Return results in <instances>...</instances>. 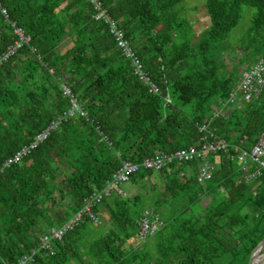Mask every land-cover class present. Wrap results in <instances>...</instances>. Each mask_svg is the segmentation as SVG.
<instances>
[{"label":"trees","instance_id":"16d2710c","mask_svg":"<svg viewBox=\"0 0 264 264\" xmlns=\"http://www.w3.org/2000/svg\"><path fill=\"white\" fill-rule=\"evenodd\" d=\"M182 1L100 0L155 94L92 20L85 0H0L7 14L0 15V54L16 40L14 28L28 37L0 64V165L68 109L60 80L84 112L63 118L0 173L1 260L14 263L36 249L38 236L66 222L122 161L193 145L204 124L227 149L208 155L203 186L194 162L139 170L123 196L111 194L93 208L97 215L105 209L103 224L83 219L51 244V254L38 250L29 264H246L264 237V171L244 182L235 155L264 129V89L216 118L210 112L238 79L239 65L224 58L242 5L255 10L244 50L264 57V0H204L208 25L197 35L181 15ZM146 207L163 225L138 242L135 220Z\"/></svg>","mask_w":264,"mask_h":264},{"label":"built area","instance_id":"2783aa9c","mask_svg":"<svg viewBox=\"0 0 264 264\" xmlns=\"http://www.w3.org/2000/svg\"><path fill=\"white\" fill-rule=\"evenodd\" d=\"M85 2L89 4L92 10V20L101 22L106 27L116 48L122 56L129 60L133 75L143 85L147 86L151 93L156 94L158 92L156 85L150 81L147 72H145L140 61L134 55L123 32L118 28L117 21L111 19L107 9L102 6L100 0H85ZM0 15L7 18L6 11L1 6ZM13 33L16 36V40L0 54V64L13 56L21 45L28 42V37L19 28H14ZM47 71L48 73L52 72L50 68ZM59 89L61 94L68 99V109L50 121L41 132L34 135L31 141L15 151L9 160L3 161L0 165V173L10 163L17 162L24 155L28 154L30 150L34 149L36 145L44 141L48 134L57 128V125L63 118L72 116L73 114L84 115L83 110L63 80L59 81ZM263 89L264 57H257L253 62L245 64L240 68L238 80L234 88L228 93V97L224 100V103H220L221 106L218 109L216 107L211 108L210 115L216 118L222 109H227L229 106L236 104L235 98H238L239 101H248L259 95ZM164 100L165 103H169L167 96ZM95 130L97 131V128ZM197 130L202 136L193 145L172 152H156L153 156L144 158L138 163L122 161L119 168L110 176V179L104 182L102 188L100 190L92 189L88 197L83 200L80 209L72 214L66 222L61 225L50 226L45 229L44 233L38 236L36 249H30L27 254L20 256L14 263H6L0 259V264H29L38 250L51 254V244L59 242L68 230L76 226L83 219H87L93 225H99L98 215L93 212V208L111 194L123 196L122 185L127 183L130 176L139 170L159 172L172 164L179 165L194 162L196 163L195 181L197 184L203 186L210 179L211 175V165L207 160L208 155L215 154L216 152H226L227 144L223 140L218 139L204 124L200 125ZM235 161L244 182L250 184L258 180L264 171V129L260 131L255 142L248 149L237 150ZM162 225V221L156 212L147 207L143 208L135 220L136 241L143 242L147 238L152 237Z\"/></svg>","mask_w":264,"mask_h":264},{"label":"rangeland","instance_id":"374dc122","mask_svg":"<svg viewBox=\"0 0 264 264\" xmlns=\"http://www.w3.org/2000/svg\"><path fill=\"white\" fill-rule=\"evenodd\" d=\"M203 3L204 0H184L179 5L181 9V15H183L191 23L195 35L199 34L203 28L208 25V19L205 15ZM254 13L255 10L253 8L244 5L240 6V19L237 25L227 34L225 40L227 46L225 52L230 54V56H225V63L229 64V61H231L233 64L239 65L237 70L238 74L242 66L253 62L257 58L256 53L251 48H245L247 50H244V47L248 44L247 32ZM262 30L264 31V28ZM237 95L238 93L236 94V97ZM235 102L239 104L241 101H239L238 98H235ZM216 108L218 109L219 107ZM150 182L155 183L158 187H160V182L156 178L151 177ZM125 188H128L127 183L122 185V189L124 190ZM105 214V209H100L98 212V218L101 224L105 222ZM134 245L136 244H132V246ZM263 252L264 244L261 248L254 250L253 256H260L263 254Z\"/></svg>","mask_w":264,"mask_h":264},{"label":"water","instance_id":"95a60500","mask_svg":"<svg viewBox=\"0 0 264 264\" xmlns=\"http://www.w3.org/2000/svg\"><path fill=\"white\" fill-rule=\"evenodd\" d=\"M264 244V237L259 241V243L256 245V247L252 250L251 254L249 255L246 264H252V258H253V252L254 250L261 248L262 245ZM260 260H258L257 262H255V264H264V252L262 255H260ZM254 264V263H253Z\"/></svg>","mask_w":264,"mask_h":264},{"label":"bare ground","instance_id":"6f19581e","mask_svg":"<svg viewBox=\"0 0 264 264\" xmlns=\"http://www.w3.org/2000/svg\"><path fill=\"white\" fill-rule=\"evenodd\" d=\"M260 258H261L260 256H258V255L255 256L254 255L253 258H252V262L255 264V262H257L258 260H260Z\"/></svg>","mask_w":264,"mask_h":264}]
</instances>
